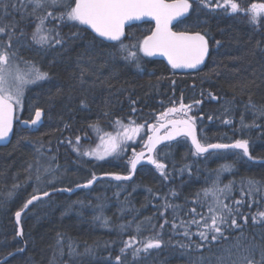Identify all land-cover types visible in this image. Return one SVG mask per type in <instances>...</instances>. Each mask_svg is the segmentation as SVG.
<instances>
[{
    "label": "trees",
    "instance_id": "trees-1",
    "mask_svg": "<svg viewBox=\"0 0 264 264\" xmlns=\"http://www.w3.org/2000/svg\"><path fill=\"white\" fill-rule=\"evenodd\" d=\"M219 2L223 4V0ZM236 2L241 9L237 13L215 7V0L210 7L193 3L189 16L176 25L179 32H199L209 44L206 64L191 73L175 71L137 48L130 50L138 59H125L119 41H103L78 24L62 26L63 44L35 47L28 38L37 20L28 14L33 5L28 0H8L7 9L0 6V23L15 24L12 50L22 51V61H30L49 74L45 82L28 89L18 112L20 120H27L34 118L37 108L41 109L44 117L39 127L31 131L19 126L18 120L11 143L0 147V261L19 251L5 264H117L115 258L109 259L106 250L123 248L129 237L140 235H136L138 228L146 232L145 228L151 227L161 233L164 249H156L149 260L156 256L163 264H241L247 249L264 245V220L253 223L250 212H264V196L259 193L243 197L244 203L239 206L242 215L236 217L242 227L226 230V239L201 248L190 245L187 251L173 248L170 241L189 239L183 235V228L172 229L173 218L177 225L181 219L189 221L192 207L207 213L206 206L193 205L191 201L197 192L212 187L217 171L225 165L231 167L220 171L218 183L223 188L234 182L228 199L221 197L233 208L237 207L233 200L241 199V189L248 190V178L264 184V115L249 104L251 100L252 105L264 106V18L254 24L244 11L264 0ZM153 29V23L133 25L126 29L121 41L124 45L139 44ZM73 32L80 35L72 38ZM0 41L6 43L7 35H0ZM181 103L191 106L189 116L194 119L201 143L232 144L247 139L253 160L237 150L193 155L195 150L184 137L162 145L156 152L166 165L167 179L155 166L146 165L131 181L104 179L97 183L93 192L100 193L99 200L92 201L85 189L55 193L47 205L39 206L37 202L24 214L23 239L19 238L15 213L31 198L32 184L25 185L37 173L40 159L50 160V156L57 155L52 163L63 165L74 178L71 185L52 188L48 193L60 188L74 190L92 179L93 174L129 175L130 165L121 159L79 163L81 166L69 161L76 137L89 135L96 126L115 130L117 120L152 125L168 108ZM117 189L122 193L117 195ZM107 202L113 203L108 210ZM166 203L179 207L165 210ZM104 212L107 223L101 222ZM160 212H164L163 217ZM96 216H100V222ZM243 216H247V223ZM165 219L169 223L161 229ZM138 225L141 226L134 227ZM189 230L195 233L196 225ZM191 239L201 242L197 235ZM84 250L89 256L75 258ZM255 259H260L259 247Z\"/></svg>",
    "mask_w": 264,
    "mask_h": 264
},
{
    "label": "snow or ice",
    "instance_id": "snow-or-ice-1",
    "mask_svg": "<svg viewBox=\"0 0 264 264\" xmlns=\"http://www.w3.org/2000/svg\"><path fill=\"white\" fill-rule=\"evenodd\" d=\"M28 3L32 4V11L29 15L35 16L39 21L35 31L32 34V39L39 44H45L48 42L46 35H41L43 26L46 21L54 20L58 24L72 23V26L86 25L91 28L99 37L106 38L111 41L120 42V51L125 53V59H138L136 52L131 51V48H137L147 56H152L156 53H160L167 57L168 62L172 68H195L201 64L208 52L207 41L205 37L199 32L189 34L188 32H175L172 30L174 20L177 18L184 17L193 7V3H197L198 6L210 7L214 4V0H28ZM0 6L7 9L9 6L8 0H0ZM15 7V5H12ZM215 7H224L227 11L230 7L231 12L237 13L241 11L239 4L236 0H223V4L219 0H215ZM245 14H250V21L254 24L259 22V19L264 15V3H253L251 6L244 10ZM42 12L43 14H38ZM144 17H150L155 21V29L151 35L145 36L139 44L124 45L121 41V37L125 35L124 28L129 21L140 20ZM15 24H3L0 23V35H7V42L0 41V140H4L9 136V133L13 130L14 120H20L16 115L17 111L22 108V97L25 94L26 86L36 85L39 82L48 79L49 74L46 71H42L34 63L25 61L27 65L25 69H21L19 64L16 63L18 51L12 50L11 41L15 35L14 33ZM49 31H55L57 44H63V37L57 28L49 29ZM21 35L23 32L21 31ZM80 35L79 32H73L72 38H76ZM20 59H23L20 57ZM83 76V72L81 73ZM195 103L199 104L200 101ZM249 104L256 109V111L264 115V106L257 107L256 105ZM190 105L186 106L183 103L180 104L179 108L171 107L166 112L161 114V118H167L170 114H175L190 109ZM227 110V109H226ZM135 111V109H133ZM107 116L108 113H105ZM42 111L37 108L34 113V118L27 120H20L21 123L28 125H37L41 120ZM211 119V117H209ZM116 123L121 124L124 131L118 133L117 136H110L105 142L103 152L97 150H84L80 152L79 147H74V151L77 154L83 156H96L98 159H103L105 156L117 155L119 156L123 151V145L127 140L132 139L133 135L140 131L143 125H135V121H132L129 125H123L122 121L117 120ZM230 123V121H225ZM243 124V118H241ZM171 128L166 132L164 136L159 135L161 128ZM150 131L154 135H150L145 144L148 155L142 151L136 153L133 151V156L129 160L130 174L127 176L115 175L116 180H129L131 174L137 169V165L144 159L149 164L155 166L160 172L161 176L165 179L168 178V173L165 171L166 165L162 163L155 155H153L156 145L161 143L163 140H173L176 136H186L191 138V143L194 146L195 151L193 155H202L208 153L209 149H240L244 156L252 159L249 153V141L247 139H238L232 144H221V143H201L200 139L197 138L194 119L188 117L187 119H168L166 122H161L157 125L149 126ZM80 137H76V145H79ZM71 144L72 141H69ZM187 167V166H186ZM231 166L225 165L221 170L217 171V181L213 182L211 188L202 189L200 192L195 194V198L191 201L193 205H199L201 207H207V214H203L197 211L196 207L190 209L191 219L189 221L180 220V224L175 223L176 217L173 218L171 227L173 230L177 227L183 228V235L191 239L192 235H197L200 238L201 244H197V248H201L206 244H211L221 238L226 239L225 231L228 229L241 228L237 222V216L242 215L239 212V206L244 201L243 197H254L255 194L259 193L264 196V184L253 178H248L246 183L248 190L245 192L241 189V199H234L232 205L224 203L221 199H228L229 193L233 190L234 182L230 181L224 185L223 188L219 187V173L223 170H229ZM47 171V169L45 170ZM183 171V169L181 170ZM39 179V177H37ZM97 177L95 174L92 175V179L88 180L83 186L77 185V187H88L91 185ZM71 191V189H67ZM201 192L203 197H201ZM48 192H44L43 196H48ZM176 195L175 192L172 193ZM211 197L209 202L208 198ZM41 199V196L33 195L28 199L23 209H27L29 205L33 204L34 201ZM255 202V201H253ZM165 210L173 208L175 210L179 206L166 203L164 205ZM251 207V204H249ZM15 213L17 222H19L21 212ZM160 216H164V212H160ZM199 217V219H197ZM258 217L264 220V212H258L252 216L253 223H257ZM244 223H247V216L242 217ZM99 219V217H97ZM107 223V221H104ZM169 221L164 220L160 224V228L163 229ZM191 225H196L197 231L195 233L190 232ZM226 226V227H225ZM123 227V226H122ZM139 231V228H138ZM135 238H130L129 241L125 242V247L121 249V254L125 253V249L132 248V241ZM141 247L132 248L133 260H137L144 254H147L152 249H159L162 246L163 240L161 233L157 232L153 237L146 241H141ZM181 247H187V245H181ZM260 249V259H255L256 248ZM117 264H124L121 260V256L116 258ZM235 264V262H233ZM242 264H264V245H252L247 249L246 254L242 257Z\"/></svg>",
    "mask_w": 264,
    "mask_h": 264
},
{
    "label": "rangeland",
    "instance_id": "rangeland-1",
    "mask_svg": "<svg viewBox=\"0 0 264 264\" xmlns=\"http://www.w3.org/2000/svg\"><path fill=\"white\" fill-rule=\"evenodd\" d=\"M26 6L29 7L28 3ZM30 7L32 9V6H30ZM229 9H230V7H229ZM39 14H42V12H40ZM249 16H250V14H249ZM262 18H264V15H262V17L259 19V22ZM36 21L33 22V28H31V30H29L30 34L28 35V33H27V35H28V38L30 40L29 44L34 45L35 47H38L41 49H43L46 46L53 45L54 43H56L55 42V39H56L55 31L50 32L49 29L57 28L60 32L61 30H63L62 26L65 24H68V23L58 24V22L54 21V20L46 21L45 25L43 26V30L40 34L46 35L48 37V42L45 44H39L32 39V34L35 31L37 24L39 23L38 20H36ZM69 23H71V22H69ZM21 53H22V51L18 50V56H17L18 60L16 58L15 62L19 64V67L21 69H25L27 67V65L24 63L25 61H22L20 59ZM45 81L39 82L38 84L43 83ZM38 84H36V85H38ZM36 85L26 86L25 94L22 97V108L24 105V100H25V96H26L28 89L33 87V86H36ZM173 107L179 108V106H173ZM22 108H20L18 110V112H20L22 110ZM186 111H187L186 115H185V111L182 110L181 112H178L175 114H170L167 118L158 119V118H161V115H160L159 117H157V120L152 125L158 126L159 123L164 122L168 119H187L190 116H189V110L187 109ZM43 117H44V115L42 113L41 120L37 123V125H31V124L25 125V124L21 123L20 121L18 122V125L32 131V130H35L39 127ZM122 123H123V125H129L131 122H126V123L122 122ZM137 125H141V124L135 123V125H133V126H137ZM149 126H151V124L150 125H147V124L143 125V127L140 128V131L138 133H136L135 135H133L132 139L127 140L126 143L122 146L123 151L121 152V154L119 156L110 155V156H105L103 159H98L94 155L93 156H83L82 154L78 155L77 152L74 151V147H73L74 145H73V146H71L73 148V152L70 151L71 156H68L67 159L69 161L76 162L80 166L84 162H86V165H87L88 162H104V161H109V160H120V159L124 160L127 164H129V160L133 156V151H135L136 153H140V152L144 151L146 149L145 144L148 140V137L150 135L154 134L153 132L150 131ZM123 131H124V129H123L121 124H118L115 127V130H112V131H106L104 128L96 126V127H93L89 131V135L88 134L83 135L80 138L79 145L75 144V146L79 147L81 153L84 150H97V151L103 152L105 142L109 139V137L110 136H117L118 133L122 134ZM156 157H157V155H156ZM49 158H51V159L48 160L47 158H43V159L39 160L40 165L37 169V173H35L33 175V177L30 178L28 183L25 185V187H26L30 183L32 184L30 196L37 195V194H43L44 192H48L52 188H56V187L65 188L66 186L71 185L72 181H74L73 180L74 178L67 174L68 172L66 171V168L63 167V165H58V164L52 163V162H55L56 159L58 158L57 155L50 156ZM79 163H81V164H79ZM46 169H47V171H45ZM37 177H39V179ZM107 180H112V179H107ZM118 182H126V181H118ZM211 184H213V183L211 182ZM96 186L97 185H95L91 189H85V191H87V195L91 196L93 198V199H91L92 201L100 199V197H99L100 193L94 194V192H93V189ZM120 189H122V187H120ZM120 189H117V195L122 193V190L120 191ZM247 189H248V185H247ZM244 191L247 192V190H244ZM104 195H106V193ZM229 195H230V193H229ZM51 196L46 198V199L39 201L38 205L39 206L47 205L50 202L49 198H51ZM202 197H203V195H202ZM208 200H209V202L211 201L210 196H209ZM112 205H113L112 202H107L106 207H105L106 210H108V208H110ZM97 212H98V210H97ZM250 212L253 216L260 211L251 210ZM174 213H176V211ZM175 215L177 216V214H175ZM98 217H99L98 221L100 222V216H98ZM96 218H97V216H96ZM197 219H199V218L197 217ZM105 220L106 219H105V212H104V216L102 217L101 222L103 223V221H105ZM258 221H262V220L258 217ZM139 226H141V225L134 226V227L137 228ZM101 227H103L105 229H109V230L112 229V228H108L109 226H105V225H101ZM145 230H146V232H144L143 230H139L136 232L137 233L136 235H138V234H140V235L138 237H135V239L132 241V248L141 247L142 246V244L140 243L141 241H146L147 239L153 237L157 232L156 229H154L153 227H151L149 230L145 228ZM141 233H144V234L141 235ZM130 238H132V237H129L128 239L130 240ZM170 241H171V246H173V248L174 247L175 248L181 247V245H187V247H181V248L186 249L184 251L189 250L190 245H197V243H195L196 241H192V239L191 240L190 239H185V240L184 239H180V240L179 239H176V240L171 239ZM184 242H185V244H184ZM192 243H195V244H192ZM201 243L202 242H200L198 244H201ZM124 247H125V244H124ZM132 248L125 249V253L122 255L121 254L122 248L112 247V248H109V250L108 249L106 250V252H107L106 254H107V256L109 255V259H113V258H116L117 256H121V260L123 262L125 260H127L128 264H136V263L137 264H163L164 263L161 258L159 260H156V256L153 260H149V258L153 255V253L156 251V249L150 250V252L147 254L146 258L144 257V254H141V257L139 259L133 260ZM163 249L164 248H161L160 250H163ZM181 254H183V253H181ZM82 256L87 257V256H89V253H87V251L84 250L83 253H79L78 256H76L75 258H79ZM180 256H183V255H180ZM172 257L173 256H169V258H172ZM60 264H61V262H60ZM235 264H239V263H235ZM241 264H242V262H241Z\"/></svg>",
    "mask_w": 264,
    "mask_h": 264
},
{
    "label": "water",
    "instance_id": "water-1",
    "mask_svg": "<svg viewBox=\"0 0 264 264\" xmlns=\"http://www.w3.org/2000/svg\"><path fill=\"white\" fill-rule=\"evenodd\" d=\"M190 10H191V9H190ZM190 10H189V12H188L187 14H185L184 17L177 18V20H174V21H173L172 25H170V27L172 28L173 31H175V32H179V31H176V30H175V27H176V25H177L179 22L183 21L184 19H186V18L189 16V14H190ZM144 23H153V24H154V29H155V21H154L153 19H151L150 17H144V18H142V19H140V20L129 21V22L125 25L124 33H125V31H126V29H127L128 27H131V26H133V25H138V24H144ZM83 26L86 27L87 29H89V30H90L92 33H94L97 37H99L98 34H96L91 28H89V27L86 26V25H83ZM154 29H153V30H154ZM188 33H189V32H188ZM189 34H194V33H189ZM150 35H151V34H150ZM99 38L102 39L103 41H106V42H117V41H111V40H108V39L103 38V37H99ZM123 38H124V36L121 37V39H123ZM205 40H206V39H205ZM206 41H207V40H206ZM207 47H208V52H207V54H206V56H205L203 62H202L201 64L197 65L195 68H184V67H181V68H175V69H174V68H172L171 64L168 62L167 57L164 56V55H162V54H160V53H156V54H154V55H152V56H147V55H145V56H147V57H149V58H151V59H154V60L164 61V62H166V63L169 65L170 68H172V69L175 70V71L183 72V73H191V72H196V71L200 70V69L203 68L204 65L206 64L207 59H208V56H209V52H210V48H209L208 41H207ZM16 115H18V111H17ZM176 120H181V119H176ZM165 122H166V121H165ZM16 123H17V120H14V122H13V130H12V132L9 133V136H8L6 139H4V140H0V147L8 146V145L11 143V141H12V139H13V136H14V133H15ZM169 128H171V125H169L167 129H169ZM165 129H166V128H161V129H160V131H159V135H160V136H164V135L166 134V133L161 134V132H162L163 130H165ZM195 129H196L197 138L199 139V137H198V130H197V126H196V125H195ZM153 135H154V134H153ZM184 137L187 138V139L190 141V143H191V138H190V137H186V136H182V135H181V136H176L173 140H163L161 143H159V144L156 145V148H155V150H154L153 155L156 156V152H157V150H158L162 145H165V144H168V143H172V142L177 141V140H179V139H181V138H184ZM191 145H192V143H191ZM192 146H193V145H192ZM193 148H194V146H193ZM194 150H195V149H194ZM231 150L242 151V150H240V149H209V152H208V153L218 152V151H231ZM143 152L145 153V156L148 155L147 149H145ZM208 153H204V154H202V155H206V154H208ZM249 153H250V149H249ZM250 156H251V154H250ZM247 158H248V157H247ZM248 159H249V158H248ZM250 160H253V159H250ZM254 161H255V160H254ZM146 165H151V166H152V164H149V163L147 162L146 159L142 160V161L137 165V169H136V171H135L134 173L131 174V179H129V180H116V179L114 178V177H115V174H103V175L97 176V179H96L91 185H89L88 187H77V188H75L74 190H71V191H67V189H59V190H56L55 192H51V193H49L48 196H43V195H41V199L46 198V197H49V196H51V195H53V194H55V193H74V192H76V191H78V190H80V189H91V188H93L97 183H99V182H100L101 180H103V179H112V180H115V181H131V180L134 179V177H135V175H136L138 169H139L140 167H142V166H146ZM121 176H127V175H121ZM83 185H85V184H82L81 186H83ZM38 201H39V200H38ZM35 202H37V201H34L33 204H34ZM31 205H32V204H31ZM31 205H29L27 209H25L23 212H21V216H20L19 222H17V219H16L17 225H18V227H19L20 237H22V234H23V229H22V224H21L22 217H23L24 213H25V212L31 207ZM14 255H15V254H12V255L8 256L7 258H5L4 260L0 261V264H4V263H6V262H7L11 257H13Z\"/></svg>",
    "mask_w": 264,
    "mask_h": 264
},
{
    "label": "bare ground",
    "instance_id": "bare-ground-1",
    "mask_svg": "<svg viewBox=\"0 0 264 264\" xmlns=\"http://www.w3.org/2000/svg\"><path fill=\"white\" fill-rule=\"evenodd\" d=\"M60 189H61V188H60ZM58 190H59V189H58ZM55 191H56V190L51 191V192H55ZM51 192H49V193H51ZM41 195H43V194H39L38 196H41ZM49 197H50V196H49ZM46 198H47V197H46ZM43 199H45V198H43ZM40 200H42V199H40ZM40 200H39V201H40ZM39 201H37V202H39ZM37 202H35V203H37ZM35 203H34V204H35ZM32 205H33V204H32ZM32 205H31V206H32ZM30 208H31V207H30ZM30 208H29V209H30ZM29 209H28V210H29ZM24 210H25V209H23V211H24ZM28 210H27L26 212H28ZM23 211H22V212H23ZM26 212H25V213H26ZM25 213H24V214H25ZM23 216H24V215H23ZM22 218H23V217H22ZM21 221H22V220H21ZM19 238L22 240V239H23V234H22V237H20V233H19ZM18 253H19V251H18V252H15V253H13V254L16 255V254H18ZM11 255H12V254H11ZM6 258H7V257H6ZM11 258H12V257H11ZM3 260H4V259H3ZM1 261H2V260H1ZM4 264H5V263H4Z\"/></svg>",
    "mask_w": 264,
    "mask_h": 264
},
{
    "label": "flooded vegetation",
    "instance_id": "flooded-vegetation-1",
    "mask_svg": "<svg viewBox=\"0 0 264 264\" xmlns=\"http://www.w3.org/2000/svg\"><path fill=\"white\" fill-rule=\"evenodd\" d=\"M169 129H170V128H169ZM169 129H165V130H163V131L161 132V134L166 133Z\"/></svg>",
    "mask_w": 264,
    "mask_h": 264
}]
</instances>
